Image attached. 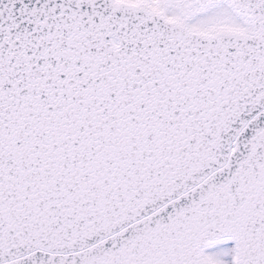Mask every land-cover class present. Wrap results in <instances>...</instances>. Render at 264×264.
<instances>
[{"label":"snow or ice","instance_id":"1","mask_svg":"<svg viewBox=\"0 0 264 264\" xmlns=\"http://www.w3.org/2000/svg\"><path fill=\"white\" fill-rule=\"evenodd\" d=\"M0 264H264V0H0Z\"/></svg>","mask_w":264,"mask_h":264}]
</instances>
